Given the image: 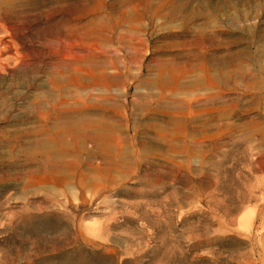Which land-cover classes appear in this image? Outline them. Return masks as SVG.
<instances>
[{"label": "rangeland", "instance_id": "obj_1", "mask_svg": "<svg viewBox=\"0 0 264 264\" xmlns=\"http://www.w3.org/2000/svg\"><path fill=\"white\" fill-rule=\"evenodd\" d=\"M78 109L4 161L0 264H264V0H0V132Z\"/></svg>", "mask_w": 264, "mask_h": 264}, {"label": "bare ground", "instance_id": "obj_2", "mask_svg": "<svg viewBox=\"0 0 264 264\" xmlns=\"http://www.w3.org/2000/svg\"><path fill=\"white\" fill-rule=\"evenodd\" d=\"M74 81L75 79H73V81L71 82H74ZM185 105L186 104L183 102L181 106L185 107ZM9 108H10V105H9ZM6 110H8V108ZM93 113H95V111H90V110L88 111L87 109L84 111H81L80 109H78L74 113L68 110L67 111H55L54 116H53V124H54L52 128L53 131H51L49 128H44V127L40 128L37 131H34L32 129L19 130V131L4 129V131L0 132V172L3 173L5 177H9L7 174L9 173V170L11 169L10 167L15 166V164L7 163L8 165H6L4 164L5 163L4 161L8 158L13 159V157H10L12 155H14V157L19 156L17 152L24 154V152L28 150L29 145H32L33 143L38 144L40 149L41 147L42 148L46 147V149L49 152H53L57 146L59 147V152H61V149H60V144H61V147H62L61 155L65 157L67 153L72 152V150L74 149V145L72 143L73 139L70 138V135L76 133V131H78L79 133V128L78 126L76 128V125L78 123L81 124L80 121L85 124V122L87 121L86 119L87 117H85V115H91ZM26 115L27 116L23 117L24 119L33 118L34 120H36L37 123L40 122V119L37 117L38 115L37 114L34 115V111L32 114H29V115L26 114ZM0 118H2V116ZM102 122L103 121H100V120L95 121V123L92 126L91 131L88 133L89 135H91V137L95 141L99 143L103 140V137H105L104 136L105 131H110V132L113 131L111 124H108L106 122L104 124ZM40 125L41 127L46 126L45 124H40ZM187 128H188L187 124L186 125L182 124L180 127V130H177V131L179 132L184 131V133L186 134V132H188ZM83 129L86 134L89 128L87 127V125H85V128ZM31 134H33V136L34 135L37 136V138L30 142L28 138L31 136ZM42 134H47V135L53 134V136L56 137V139L53 141V147H49L48 145L45 144V139L38 137ZM155 146L156 147H154L153 144H144L142 148L144 149V151H147V150L157 151L159 148L162 147V144L155 143ZM14 150L17 151L16 154L14 153ZM45 158L46 159L38 160V158L36 159V158L28 157L25 155V157L22 158L23 164L21 166L26 167V165L34 163V164H37L38 171H42L44 173L53 172L56 177L62 174L63 171L64 172L68 171L67 174L71 175V181L75 182V176L77 175L76 174L77 165L75 163L73 164V162L70 160H63L62 162H60V164L54 167L55 165L52 162H48L47 157ZM7 166H8V169L4 171L3 168ZM71 167L73 168L72 171H71ZM79 175H81L84 181L85 179L87 180L88 178L85 174L81 173ZM89 180L91 181V179ZM2 209H3V206L0 204V211ZM24 219H26V216H24Z\"/></svg>", "mask_w": 264, "mask_h": 264}]
</instances>
